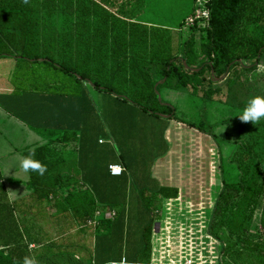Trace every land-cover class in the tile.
<instances>
[{
	"label": "trees",
	"instance_id": "1",
	"mask_svg": "<svg viewBox=\"0 0 264 264\" xmlns=\"http://www.w3.org/2000/svg\"><path fill=\"white\" fill-rule=\"evenodd\" d=\"M119 1H123L120 6L118 0H0V58L38 63L49 70V75L37 78L28 91L0 93L2 108L45 140L24 150L23 157L33 150V158L46 165L42 176L29 172L25 185L31 193L22 204L10 199L0 169V264H20L25 256L35 257L38 264H122L121 260L111 259L120 257L125 247L129 217L122 201L126 200L124 187L131 168L123 157L122 163L109 161L102 166L109 175L110 164L122 166L123 172L115 176L117 183L113 184L104 180L106 176L95 177L82 171L84 156L94 154L98 159L101 150L96 151L94 145L103 143L102 138L88 133L93 129L87 125L88 116L95 117L89 82L118 106L159 118L156 112L162 107L160 112L170 115L169 119L216 142L213 130L176 116V109L162 104L156 91L165 87L185 89L205 105L222 102L225 90L231 89L226 78L231 69L236 68L235 73H253L264 55V0H210V27L189 26V34L184 37L180 32L176 41L168 31L150 30L148 25L134 21L135 14L126 0ZM189 15L179 23L180 29L185 27ZM174 46L177 51L173 52ZM246 61L248 64H244ZM60 73L71 76L76 85L60 79ZM216 77L226 79L219 83L214 80ZM71 86L79 94L70 96L75 94L67 90ZM121 86L139 101L116 95L114 88ZM80 100L86 101L85 106L80 105ZM71 101L79 105L73 108ZM169 119L162 135L169 128L167 136L174 142L175 130L188 129L175 122L169 127ZM240 133L236 151L225 161L230 166H224L219 151L221 188L208 225L212 209L208 191L187 193L188 198L194 199L188 214L181 212L183 201L166 203L163 230L168 233L173 224L179 236L167 242L168 261L264 264V240L259 231L251 229L258 209L264 229V119L256 125L242 122ZM198 139L205 153L210 143L204 137ZM165 162L154 168L162 181L166 180ZM227 167L233 169L232 175H226ZM138 184L131 199L138 204L139 212L147 210L152 214L139 236L134 235L136 225H132L127 240L133 237V255L127 257L126 264L151 263L153 227L162 217V201L179 194L178 188L151 187L141 180ZM102 187L105 190L101 191ZM112 210L115 215L106 217L104 212ZM100 211L102 214L97 217ZM46 212L56 228L55 234L40 230L39 223L30 220L38 222ZM92 226L94 230L87 232L88 237L95 235V257H76L81 248L80 234ZM155 236L157 245L158 232ZM31 244L35 247L31 248ZM98 248L104 259L100 263ZM115 251L120 252L118 256L113 255Z\"/></svg>",
	"mask_w": 264,
	"mask_h": 264
},
{
	"label": "rangeland",
	"instance_id": "2",
	"mask_svg": "<svg viewBox=\"0 0 264 264\" xmlns=\"http://www.w3.org/2000/svg\"><path fill=\"white\" fill-rule=\"evenodd\" d=\"M161 3L160 8H157L154 0H149L148 15L144 16V20L170 27H179V23L182 21L183 17L189 15L197 8V0H164ZM189 31L190 30L185 21V27L179 32H182V35L186 37L189 34ZM177 33L178 31H173L175 36ZM195 36L200 40V35L198 33ZM172 50L173 52L177 51L176 46L172 47ZM244 64H248V62L246 61ZM257 69L258 72H253L252 74L245 72L235 73L236 68L231 69L230 73L226 76V78L228 77V82L231 86V93L225 97L229 102L222 101L221 103L216 101L205 105L201 98L193 96L190 91L188 92L185 89H166L167 87L161 88L160 91H158V100L161 101L162 104L172 105L176 109L175 115L182 120L201 125L208 130H213L217 136L216 143L224 148V155L227 156L232 151L233 147H231L232 144L230 146L226 145L229 137L228 133L235 136L241 133H239L238 127L236 126L238 121L226 120L224 122L223 119L227 118V116L233 117V115L238 114L239 110L243 108L244 104L250 97L257 96L258 94L259 96H264V55L261 58ZM48 75L49 70L38 63H29L24 60L18 62L10 58H0V93L10 94L13 92L15 94H21L23 91L30 90L32 83L37 78L38 80H41V78H45ZM59 75L60 79L70 82L74 86L76 85L75 83L77 82L71 76L63 73H60ZM221 79H223V77H216L214 80L220 81ZM88 84V90L92 97L91 99L95 101V107L93 106L95 117L94 119H91V117L88 116L87 119V125L93 126V129L89 130L88 133L96 139H103L102 141L100 140L103 143H96L94 145L96 151L100 152L101 150L98 159L96 158V164L104 166L109 161L121 162L123 157V161H126L131 168L129 172L131 175L129 174V179L125 184L124 192H127L130 196V194H132V192L138 187L139 180L146 182V184L151 187L154 186L155 184L151 181L152 179H150V177L157 181L158 179L161 180V178L154 173V168L161 161H167L164 163L163 169H166L167 166H171L172 168L178 167L177 160L179 157L177 152L180 148H183V141L186 144L192 143V138L190 139L188 135L181 137V135L178 134V130H175L173 138L174 142H172L167 136L169 128H167L164 135H162L167 118H159L152 114H143L132 107L124 108L121 105L118 106L117 103H113L109 95L100 93L97 89L92 87L90 83ZM123 89V86L120 88H114L117 93L116 95H121L130 100H138L128 90ZM67 90L69 92L75 91V94L70 96L79 94L78 90L72 86L71 89ZM1 98L2 96H0V102L3 101ZM72 102L73 101H71L70 105H74L73 108H76V106L79 105ZM238 102L242 104L240 105ZM1 103L0 155L6 154V149L9 148L8 144H11L12 148L15 146L18 149H22L26 147L28 143L33 142L34 139L42 140V137L36 131L31 129L18 118L9 115L5 109L2 108L3 103ZM85 104L86 101L84 103L82 100L80 105L85 106ZM158 109L159 110L156 112L157 114L161 113L160 109H162V107H158ZM93 113L90 115L93 116ZM215 125L217 127H215ZM210 126L211 128H209ZM118 129L120 131H118ZM163 138L166 139L168 146ZM198 141L195 142L199 143ZM185 149L186 157H188L189 154L191 155V153H193L194 148L186 146ZM172 151L174 153L173 156L171 155ZM17 156L20 155L17 154ZM6 158L8 157L6 156ZM190 159H194V157ZM13 165H16L15 169H20L17 162L13 163ZM8 173L11 172L8 171ZM23 174L24 172L18 170L14 176L22 178ZM25 175H27V173H25ZM104 180L107 181L106 177ZM8 181L11 185L12 182L10 180ZM103 190H105V187H102L101 191ZM125 196L127 197L126 194ZM34 200L39 202V199L35 198ZM125 201H122V203ZM125 210H127V218L129 217L132 224L136 225L137 231L135 230L134 235L139 236L143 225L149 222L152 213H149L147 210H145V212H139V206L136 201H133V199L131 202V208ZM260 212V209L256 211L251 229L254 232L259 231L258 235L264 240V229L260 224ZM38 222H40V230L44 229L46 231V228L54 227L53 221L50 216L47 215V212L44 218L40 217L38 219ZM93 230V226L87 227L84 232L88 231L91 233ZM87 236H89V234H87ZM132 248L133 237L132 239L126 240L123 250L129 258L133 255ZM97 251L99 255H102L100 248H98ZM119 253V251H115L113 255L118 256Z\"/></svg>",
	"mask_w": 264,
	"mask_h": 264
},
{
	"label": "crops",
	"instance_id": "3",
	"mask_svg": "<svg viewBox=\"0 0 264 264\" xmlns=\"http://www.w3.org/2000/svg\"><path fill=\"white\" fill-rule=\"evenodd\" d=\"M164 0H154V3L156 4L157 8H160L161 6V2ZM148 2L149 0H126V4L127 7L130 8V10H133V15H134V21H138V22H142L146 25H148V28H150V30L153 29H159L161 32L167 33L170 32L174 38L176 39L177 37H179V31H181V29L179 27H170L167 25H162V24H157V23H153L151 21H147L144 20V16L148 15ZM117 5H122L123 1H119L116 2ZM150 15V14H149ZM173 31H178V33L173 34ZM176 41V40H175ZM258 67V66H257ZM258 72V69L255 70V73ZM252 74V73H250ZM225 78L221 79L219 81V83L223 82ZM168 89V88H166ZM231 93L230 89L225 90V95H223V97L221 98V100L224 102H229L228 99H226L225 97H227V95ZM259 95V94H258ZM219 98V97H217ZM216 102V101H214ZM222 103V102H221ZM211 104V103H208ZM169 127L172 125L173 122H175V120L173 119H169ZM226 120H230V121H238L237 123V127H238V131L240 133V130L242 129V122L238 119L237 116L233 115V117L227 116V118L223 119V121L225 122ZM178 126L180 127H185V129L187 130H182L179 131L178 130V134L182 136L184 135H188V137L191 139L192 143H185L183 141V148L180 150H178L177 155L179 157V159L177 160L178 162V167H174L172 168L171 166H167L166 169H163V176L166 180L162 181L160 179H158V181L155 179L153 181V183L155 184V186H166V187H173V188H178L179 190V194L177 198H164L162 203H163V212H162V217L158 220H156L154 222V227H153V237H152V255H151V263L150 264H190L188 262H180V263H174V262H170L168 261L166 258L169 257V252H168V246H167V242L168 240H177L178 239V235L176 234L175 230H174V226L173 224L170 225L168 227V233L164 232V226H163V222L165 219V207H166V203L169 202L171 203V201L174 202H179V201H183V205H182V210L181 212L184 214H188V209H190V204L191 202L194 200L192 198H188L187 193L189 195L195 194L196 193H203L205 191L209 192V196L212 198V209L210 211V215L208 217L207 220V225L209 224L210 221V217H211V213L213 211L214 208V204L215 201L217 199L218 193L220 191L221 188V172L219 169V151H221V155L223 157L224 160V166H230L229 164L225 163V161H228L229 158L234 154V152L237 149V141L241 140L239 139V135L235 136L232 135L230 133H228V142L226 143V145L232 147V151L225 156L224 155V148L219 144L217 145V143L210 137L207 136L201 132H199L198 130L188 127L187 125L183 124V123H179V122H175ZM217 125V124H216ZM215 125V127H217ZM194 135V136H193ZM201 137H205L209 143V150L206 151L205 153L201 151L200 148V143H197L195 141H198V138ZM198 139V140H197ZM195 140V141H194ZM45 140L42 138V140H36L34 139L33 142L28 143V145L22 149H18L17 147H11V144H8L9 148L6 149V154L5 155H0V169L2 171V174L4 176V181L6 184V188L8 190V194L9 197L12 201L16 202V203H21L22 201L25 200V198L28 197V195L31 193V190H29L27 188V186L25 185V182L29 179V173H27V175H25V173L23 174L22 178L19 177H15L14 174L17 173L18 170L20 169H15L16 165H13V163L17 162L19 164V160L23 157L22 152L28 148H34L40 144H42ZM199 142V141H198ZM186 146L188 147H193V153H191V155L189 154L188 157H186ZM191 149V148H190ZM195 153V154H194ZM20 155V156H17ZM203 154V155H202ZM6 156L8 158H6ZM15 157V158H14ZM194 159H190L193 158ZM15 160V161H14ZM96 155L94 154H90L85 155L83 158V168L82 171L84 170L85 173L84 174H89V175H93V176H106L107 181L110 184L113 183H117V177L115 176H111L108 174L107 168L102 167L101 165L96 164ZM92 162V163H91ZM180 163V165H179ZM116 165H119L117 163H113ZM90 165V166H89ZM111 165V164H110ZM109 165V166H110ZM89 166V167H88ZM121 166V165H120ZM122 167V166H121ZM104 168V169H103ZM104 170V171H103ZM7 171V174H6ZM8 171H10L11 173H8ZM233 173V169L227 167V173L226 175H232ZM10 180L12 183L10 185L9 181ZM20 181V182H19ZM98 185V183H96ZM101 185V183H100ZM211 194V195H210ZM126 201H125V205H126V209H130L131 208V202H132V197H133V192L132 194H127L126 192ZM179 212V210H178ZM180 212V213H181ZM31 221H34L36 223L33 218L30 219ZM26 221H28L26 219ZM132 222L130 221V219L128 218L126 221V238L128 239V236L130 234V232L132 231ZM206 225V227H207ZM56 228L55 226L52 228H46L47 232H52L55 234ZM156 232H158V240L159 243L156 245L155 244V235ZM88 232L84 233V234H80L79 236V244L81 245V248L79 250V252H76V257L78 256H84V257H95V245H96V241H95V235H92L91 238H87ZM126 239V240H127ZM31 248H34L35 245L31 244ZM176 252H177V246L175 245L173 248ZM173 251V254L177 257V253ZM156 255H157V259H156ZM127 255L125 253V251L122 252V254L120 255V257L118 258H114L111 260L114 261H120L122 264H126L128 263V259H127ZM166 257V258H165ZM97 261L103 262L104 259L102 258V255H99V257H97Z\"/></svg>",
	"mask_w": 264,
	"mask_h": 264
},
{
	"label": "clouds",
	"instance_id": "4",
	"mask_svg": "<svg viewBox=\"0 0 264 264\" xmlns=\"http://www.w3.org/2000/svg\"><path fill=\"white\" fill-rule=\"evenodd\" d=\"M23 2L27 3V0H23ZM235 116L241 122H251L253 125H256L258 121L264 119V96L257 95L250 97ZM33 157L34 151L29 150L28 154L19 160V168L24 173L31 172L42 176L46 171V165ZM20 264H38V261L35 257L25 256L20 261Z\"/></svg>",
	"mask_w": 264,
	"mask_h": 264
},
{
	"label": "built area",
	"instance_id": "5",
	"mask_svg": "<svg viewBox=\"0 0 264 264\" xmlns=\"http://www.w3.org/2000/svg\"><path fill=\"white\" fill-rule=\"evenodd\" d=\"M209 1L210 0H197V8L186 19L187 27L194 25H198L201 28L210 27V9L208 5ZM109 170L112 176H120L123 172V168L120 165H116V164H111L109 166ZM101 214H102L101 211L97 212V217L100 216ZM114 215H115L114 210L105 213V216L109 218L113 217ZM111 264H116V263L112 262Z\"/></svg>",
	"mask_w": 264,
	"mask_h": 264
},
{
	"label": "water",
	"instance_id": "6",
	"mask_svg": "<svg viewBox=\"0 0 264 264\" xmlns=\"http://www.w3.org/2000/svg\"><path fill=\"white\" fill-rule=\"evenodd\" d=\"M184 64H185V66H187L186 65V63H185V61H184ZM161 82H163V80L161 81ZM161 82H158L157 84H156V86H155V88L157 87V85L159 84V83H161ZM90 83V82H89ZM157 94H158V91H157ZM161 117H164V118H171L170 117V115H168V114H163V113H158Z\"/></svg>",
	"mask_w": 264,
	"mask_h": 264
}]
</instances>
